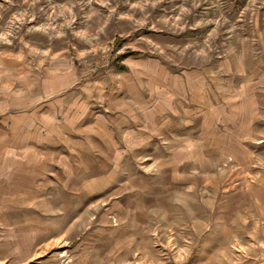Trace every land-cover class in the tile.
Instances as JSON below:
<instances>
[{
  "label": "rangeland",
  "instance_id": "obj_1",
  "mask_svg": "<svg viewBox=\"0 0 264 264\" xmlns=\"http://www.w3.org/2000/svg\"><path fill=\"white\" fill-rule=\"evenodd\" d=\"M158 63L203 71L209 102L187 88L107 186L77 189L54 150L11 164L43 156L16 148L33 113L111 166L95 117ZM0 264H264V0H0Z\"/></svg>",
  "mask_w": 264,
  "mask_h": 264
},
{
  "label": "crops",
  "instance_id": "obj_2",
  "mask_svg": "<svg viewBox=\"0 0 264 264\" xmlns=\"http://www.w3.org/2000/svg\"><path fill=\"white\" fill-rule=\"evenodd\" d=\"M140 67L141 70L138 68V72L141 71L140 75L124 77L128 85L127 88L125 87V92L129 96L128 104L122 101L118 113H111L108 116L102 114L95 117V128H98L100 135L104 134L103 137L108 142V157L110 156L108 162L111 163V166L108 168L99 167V160L94 158L104 154L98 152L97 137L93 136V140L92 138L87 140L76 136V138L71 135L67 136L63 125L59 126L58 124L57 129L55 128L56 134L50 136L49 133L55 132L54 126L35 124L33 113L25 115L27 120L26 130L29 133L33 132L32 136L27 137L20 143L17 142L16 148L21 147L23 152H28L30 148H40L43 156L32 159L27 155L25 156L24 153V157L10 159L11 164L18 165L24 162L43 168L49 160L47 157V154L50 153L49 150H52L51 153L54 150L57 155L56 164L61 169L65 179L68 181L76 179L77 189L85 193H95L109 184L113 169L121 156L145 144L147 139L150 138L147 132H151V129L149 131L146 127L153 126L152 130L156 131L162 115L172 112L176 104L175 101L186 95L187 88L191 89L187 97H189L192 104L198 102L205 105L206 101L209 102L210 82L203 71L185 72L184 75H179L167 71L159 63L154 65L153 71L147 70V64L143 67L140 65ZM144 73L148 75L149 82L152 81L150 83L151 91H149L152 102L148 105L146 104V85L144 82L146 78L143 75ZM150 104H152V108L147 109ZM198 114L204 116L205 111L202 109V111H198ZM214 125H216L215 122ZM58 127L64 130L61 131L63 141L60 138ZM31 143H34V145ZM84 153L89 155V160L87 157L85 162L81 157V154ZM50 160L53 161L54 159ZM39 163L40 165H38ZM10 170H14V168L12 167ZM77 173H80V176H76Z\"/></svg>",
  "mask_w": 264,
  "mask_h": 264
},
{
  "label": "trees",
  "instance_id": "obj_3",
  "mask_svg": "<svg viewBox=\"0 0 264 264\" xmlns=\"http://www.w3.org/2000/svg\"><path fill=\"white\" fill-rule=\"evenodd\" d=\"M117 64V68H119L120 70H127V66L123 63H116Z\"/></svg>",
  "mask_w": 264,
  "mask_h": 264
}]
</instances>
